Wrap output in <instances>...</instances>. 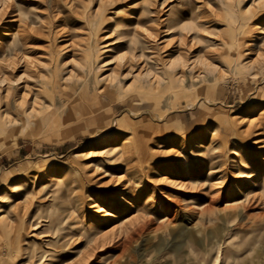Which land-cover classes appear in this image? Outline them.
<instances>
[{
  "label": "rangeland",
  "instance_id": "374dc122",
  "mask_svg": "<svg viewBox=\"0 0 264 264\" xmlns=\"http://www.w3.org/2000/svg\"><path fill=\"white\" fill-rule=\"evenodd\" d=\"M171 12L168 30L151 21ZM16 13L30 27L16 32L7 22ZM79 80L68 99L64 85ZM259 138L264 0H0V264H30L33 247L55 251L41 264H264L262 179L251 186L233 174L238 158L228 152L255 164L246 150ZM115 147L145 159L125 169L110 162ZM223 163L228 176L214 193L218 174L208 171ZM116 181L129 183L127 201H110ZM93 200L115 218L95 223ZM59 209L72 225L57 226L72 235L66 248L41 235L52 230L43 216ZM33 214L39 222L20 231ZM79 232L93 234V246Z\"/></svg>",
  "mask_w": 264,
  "mask_h": 264
},
{
  "label": "bare ground",
  "instance_id": "6f19581e",
  "mask_svg": "<svg viewBox=\"0 0 264 264\" xmlns=\"http://www.w3.org/2000/svg\"><path fill=\"white\" fill-rule=\"evenodd\" d=\"M144 10H147V9H144ZM151 14H153V11H151ZM129 15H131L130 13H129ZM168 17V18H167ZM177 17V15L175 14V13H169V14H166V17L165 18H163V19H161V20H157V18H155V19H153V20H151L152 22L153 21H158L157 23H159V22H161V21H164V23H165V27H166V30H168V29H170V28H172L174 25H175V22H176V18ZM128 19H130V18H128ZM190 19H191V21H193V25L192 26H190V24H184V25H182L180 28H181V31H184V32H186V33H188L190 30H192V28H193V26L195 27V26H197L198 25V23L200 22V17H190ZM241 19H244V18H241ZM7 22L8 23H13L15 26H16V32H19V31H22L23 29H26V27H30V26H28L29 25V21H27V20H25V19H23V17L20 15V14H18V13H16V14H12V15H10L9 16V20H7ZM118 22V21H117ZM242 22V21H241ZM31 23V22H30ZM122 24L121 25H123V26H125L126 24H127V20H123L122 22H121ZM197 23V24H196ZM243 23V22H242ZM118 24V23H117ZM116 25V24H115ZM238 27L240 26V23L238 22V25H237ZM258 29V28H257ZM28 30H29V28H28ZM259 33H262V30L259 28ZM150 32V34L149 35H153V36H156L157 35V30H153V31H149ZM120 33V32H119ZM235 39V41H236V43L237 44H239L238 43V40L236 39V37L234 38ZM147 44V46H148V42H146ZM235 43V44H236ZM15 46H16V44H6L5 46H4V48H3V54L5 53L6 54V56H8V55H11V54H13L14 53V48H15ZM229 51H230V48L228 49ZM235 56V55H234ZM14 58V57H13ZM10 59V64L12 65V66H14L15 65V63H16V60L15 59ZM84 58L86 59V61H87V57L84 55ZM90 60V59H89ZM229 63H230V61H229ZM179 64V61H176V62H174L173 64H172V67H174V66H176V65H178ZM206 64H204V66H205ZM85 72V73H84ZM84 72L82 73V75H81V79H83L82 80V82L80 83V85L81 84H84V80H85V78H86V74L88 75L89 74V72H90V68L89 67H86L85 68V70H84ZM208 73V72H207ZM213 73V72H212ZM7 75H9V74H7ZM209 75V74H208ZM162 77V76H161ZM80 79V80H81ZM80 80L78 81V82H76V83H72L70 86L68 85V84H65L64 86H65V90H64V94H65V96L68 98V99H71L72 97H73V94H74V92L77 90V88H79L78 86H80L79 85V82H80ZM110 80H113V79H110ZM202 80V79H201ZM3 81H6V82H9L10 80H9V78L7 77V76H3ZM157 81H159V77L156 79V82ZM48 83H49V85H50V87L52 88V89H54V85L52 84L53 82H52V80H48L47 81ZM42 83V82H41ZM164 83V82H163ZM162 83V84H163ZM91 85V84H90ZM7 88H12V87H14V86H12V85H10L9 83H7ZM41 87V86H40ZM105 87H107L106 85L105 86H103V87H98L97 88V93L94 95V97H90L89 98V104H97L100 100V96H103L104 94H107V91H106V88ZM42 88V87H41ZM37 91H39V89H37ZM54 93V92H53ZM59 94H62L60 91L58 92ZM75 95V94H74ZM21 96H25V94L24 93H21ZM5 97L6 98H8V96H6L5 95ZM22 97V98H23ZM99 97V98H98ZM203 99V98H202ZM104 100V99H103ZM208 101V100H207ZM98 108H100V107H98ZM98 108H96V109H93V110H91L88 106H87V109H85L84 110V113L86 114V113H93L95 110H97ZM83 114V113H82ZM250 128H251V126L249 125V127L245 130V135L247 136L249 133H250ZM256 128H258V127H256ZM216 131H217V129H216ZM219 132V131H218ZM213 134V133H212ZM218 137V136H217ZM216 140V139H215ZM243 141H246L245 139H243ZM254 142H257L258 143V145L257 146H255L254 148H252V150L250 151V150H246V152L247 153H249V155L248 156H250V155H255V157H257L258 159H257V161L255 162V164L253 163H248L246 160H244L243 158H242V155L241 154H243L242 153V151H236V148H231V151H228L229 152V154H231V155H236V157L238 158V164H237V166H236V164L235 165H233V167L235 168V170H234V172H233V174H235V175H237V176H240V177H243V178H245V180L248 182V183H251V186H253V183L255 182V180H257V179H262V187H263V189H264V155L263 154H261V149L262 148H264V139H262V138H259V139H257V140H255ZM220 143V142H219ZM225 144V143H224ZM212 147V146H211ZM209 148V147H208ZM207 149V148H206ZM214 149V148H213ZM251 149V148H250ZM220 150H221V148H220ZM111 151H115L114 152V155H113V159L112 160H110V162L111 163H113V164H119V163H122V164H124V167H125V169H128V168H139L140 167V164H141V162L142 161H144V159H145V157H144V155H141V156H139V155H136L135 154V152L133 151V150H122V149H120V147H115V148H113V149H111ZM254 152H258L257 154H254ZM197 153H199V152H196V155H197ZM200 155H201V153H199ZM246 159V158H245ZM256 160V159H255ZM232 161V159L230 160V162ZM233 163V162H232ZM225 168H226V163H223V164H220V165H218L216 168H209L210 170L208 171V174H218V176L214 179V181L212 182V186H213V189H214V193H220L221 192V189H222V185H223V182H224V180H226V177L228 176L227 175V171H225ZM140 171V170H139ZM229 172V171H228ZM124 173V172H123ZM104 174L105 175H107V172H104ZM214 176V175H213ZM119 177H122V178H124V174H121L120 176H118V178ZM130 178V177H129ZM128 178V179H129ZM73 180V179H72ZM109 180H111V179H109ZM129 181H130V179H129ZM258 181V180H257ZM61 183H62V181H61ZM63 184V183H62ZM128 185H129V183H127L126 182V184H123L122 183V181L121 182H119V181H116L114 184H113V186H117V194H112L111 195V197H110V201H119V200H124V201H127V200H125V199H127V198H125L126 197V195L127 196H129L130 195V187H128ZM130 186H131V184H130ZM132 188V187H131ZM233 189V188H232ZM61 190L62 189H60V188H58L54 193L56 194V192H58L59 191V193L61 192ZM66 192H67V190H66ZM132 193V192H131ZM232 193V192H231ZM62 194H63V192H62ZM132 195V194H131ZM219 196V195H218ZM26 196H24L23 197V200H25L26 198H25ZM66 201V200H65ZM237 202V201H236ZM240 202V199H239V201L237 202V203H239ZM264 202V201H263ZM129 203V202H128ZM68 204V203H67ZM231 206V205H230ZM236 206L237 205H235V206H233L232 207V210H234L235 208H236ZM241 206V205H240ZM2 206L0 205V208H1ZM230 208V207H229ZM229 208H228V210H229ZM88 209H89V211H90V213H92L94 216V219H97L96 221L97 222H95V223H103V222H106V221H108V220H112V219H114L115 218V214L114 213H112V212H110V211H108L106 208H104L101 204H100V202H98V201H95V200H93V201H90L89 202V204H88ZM232 210H230V211H232ZM138 211H139V209H138ZM142 211H144V210H142ZM64 211H60V209H59V212H54V213H52V214H50V215H45V216H43L44 218L42 219L44 222H45V224H47V226H49V227H52V230L50 231V230H45V231H43V232H41V235L43 236V237H46V236H48V232H51L52 234H55V236H57L58 237V239H57V241H58V243H59V247L61 248V247H64V248H66L67 247V245H68V243L70 242L69 241V239L72 237V235H70L69 234V232H67V233H60V232H57L58 231V225L60 224V225H64L65 227H68V229H70V227H72V225L71 224H68L69 222H68V219L67 218H64V216H62V213H63ZM81 212V211H80ZM79 212V213H80ZM227 212V211H226ZM233 212H235V211H232V215H236V213H233ZM237 212V211H236ZM82 213V212H81ZM229 213V212H228ZM24 214H25V212H24ZM84 214V213H83ZM36 215L35 214H33V216L31 217V219L29 220V221H27V224H26V226L25 227H21L20 228V231H23L24 229H26V228H29V227H35V225L39 222V219L40 218H38V217H35ZM141 216L142 215H140V217L139 216H137V217H135L134 219H132L129 223H131V222H133V221H137L139 218H141ZM228 216V215H227ZM2 217L0 216V220H2V222L4 221L3 219H1ZM142 218H143V216H142ZM37 219V220H36ZM84 218L81 216L80 217V220H83ZM36 220V221H35ZM146 221V220H145ZM142 225V224H141ZM89 226V225H88ZM95 226H91L90 225V227H89V229H92L93 230V232H95L96 230L95 229H93ZM61 228V227H60ZM64 231H65V228H64ZM70 231V230H69ZM99 232V231H98ZM97 232V233H98ZM14 235L15 234H17V233H13ZM38 234V233H37ZM79 234H80V236L81 237H86V239H87V241H86V244L88 243V246H93V244L95 243V240H96V238L95 237H93V234H90V237H87V235H84V233H81V232H79ZM13 235V236H14ZM31 235H33V234H31ZM39 235H40V233H39ZM100 235V234H99ZM104 235V234H103ZM103 235H100L101 237L103 236ZM18 236L20 237V234H18ZM93 237V238H92ZM89 238V239H88ZM14 238L13 239H10L9 241H8V248H14V246H15V244H14ZM89 247V248H90ZM63 248V249H64ZM37 250V248H35V247H33V248H31L30 249V254H29V256H28V258H27V260L29 261V263L30 264H41L42 262H44V261H46V262H49V261H51V259H53V255H52V252H55V251H50V250H43V251H36ZM34 251H36L35 253H33ZM75 252V255H76V257H79V258H81L82 256H85V255H87V252L88 251H86V249H85V251L84 250H82V251H80V252H78L77 250H75L74 251ZM73 252V253H74ZM34 258V261H32V259Z\"/></svg>",
  "mask_w": 264,
  "mask_h": 264
}]
</instances>
